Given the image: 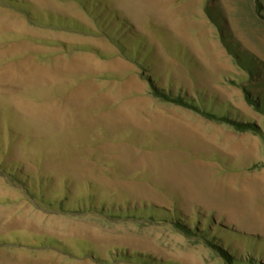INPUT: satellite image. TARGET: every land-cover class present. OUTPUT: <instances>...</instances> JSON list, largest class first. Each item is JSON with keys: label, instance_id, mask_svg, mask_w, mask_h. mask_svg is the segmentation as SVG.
Returning a JSON list of instances; mask_svg holds the SVG:
<instances>
[{"label": "rangeland", "instance_id": "1", "mask_svg": "<svg viewBox=\"0 0 264 264\" xmlns=\"http://www.w3.org/2000/svg\"><path fill=\"white\" fill-rule=\"evenodd\" d=\"M23 1L39 26L0 0V264H225L204 240L138 218L172 208L187 225L199 211L239 264L264 241V135L153 98L103 35L52 25L97 31L71 0ZM101 1L155 48V86L264 134L247 102H264V0Z\"/></svg>", "mask_w": 264, "mask_h": 264}, {"label": "trees", "instance_id": "2", "mask_svg": "<svg viewBox=\"0 0 264 264\" xmlns=\"http://www.w3.org/2000/svg\"><path fill=\"white\" fill-rule=\"evenodd\" d=\"M7 4V6L12 9L13 11H16L22 15H25L29 23L35 26L37 25L36 22L31 20L32 13H29V10L31 7H29V3L27 1L23 0H4ZM73 3H75L81 10L86 14L91 21L93 22V25L95 26V29L97 31H92L91 29H86L83 25L79 24L78 22L72 20V19H66L64 17L57 16L54 21V26L61 28L63 30H68L76 34H90L98 32L99 34L103 35L107 40H109L118 50L119 55L124 58L125 60L131 62L134 64L137 68L140 70V76L142 78H145L146 81H148L149 84V94L164 103L167 104H173L176 106H179L181 108L187 109L189 111H192L196 114L202 115L205 118L209 120L216 121L220 124H223L225 126L230 127L232 130H234L237 133H250L255 136H259L260 138L263 137L262 128L260 126H257L253 123L240 121L238 119H234L229 117L228 115H217L216 113L205 109L204 107V101L201 100L197 93H195V99L194 97H187L185 94H173L171 91V84L170 82H167L168 89H164L162 87H157L154 85L152 80L150 81V77H152L153 74V66L154 63L158 62V56L155 52V48L148 44L147 39L144 35H142L140 32L136 31L133 27V25L125 18L121 17L117 11L112 9L108 6L107 3L102 2L101 0H71ZM258 15H260L259 11H257ZM205 14L208 17V19L211 21L210 13H209V7L208 2H206L205 7ZM262 16V15H261ZM264 20V15L261 17ZM40 24V23H39ZM225 49L229 52L231 57L233 58V61L235 62L236 66L240 68H245V70H248V73H254L245 62L238 59L229 49L224 46ZM77 50V49H76ZM79 50V49H78ZM148 78V80H147ZM157 78V77H155ZM247 102H249L251 105H253L255 108H259L261 112L264 114V102L262 103L263 106H260V102H252L247 97ZM264 126V122H263ZM38 188L41 189L40 183L38 184ZM65 188V187H64ZM63 203H60V206L62 207ZM85 204H87L88 208H91V199L90 196L86 197L85 203L81 201L80 203L76 205L78 208L85 207ZM128 206V205H127ZM128 208V207H127ZM128 210V209H125ZM143 210H146L145 207H142V209H139L138 207L134 209V211L142 212ZM152 208H150V211ZM160 211L164 212L165 216L164 218H161L157 215H154L152 213H147L144 216L138 217L141 220H148L154 223L163 222L170 225V227L173 228L174 231L180 233L186 238H198L204 240L206 245L213 250L224 262L225 264H236L234 258L228 253V251L221 246L214 244L211 240L206 239V235L209 233V221L205 219L204 221L205 226L203 229L200 228L199 225V211L195 210V221H193L190 225H187L185 221L188 220L187 217L182 215V212L177 210L176 208H172L171 210L163 211V209H159ZM113 212L114 209L112 207L106 208L104 210V213L106 212ZM118 213L123 212L121 211V207H117ZM112 214V213H111ZM113 216V215H111ZM152 223V224H154ZM214 239V237H212ZM261 247H263L261 249ZM242 256V255H241ZM131 256H124L121 254V256L116 255L113 258V261L115 262H127V263H133V264H140L137 259L133 261ZM259 257V258H258ZM264 257V241L262 239H258L255 243H253L251 246H247L242 261H240L239 264H261L258 262V260L262 259ZM125 260V261H124ZM145 264V263H144Z\"/></svg>", "mask_w": 264, "mask_h": 264}]
</instances>
